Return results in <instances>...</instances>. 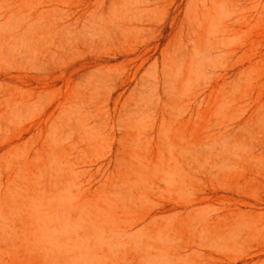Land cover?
Instances as JSON below:
<instances>
[{"label":"rangeland","instance_id":"374dc122","mask_svg":"<svg viewBox=\"0 0 264 264\" xmlns=\"http://www.w3.org/2000/svg\"><path fill=\"white\" fill-rule=\"evenodd\" d=\"M0 264H264V0H0Z\"/></svg>","mask_w":264,"mask_h":264},{"label":"bare ground","instance_id":"6f19581e","mask_svg":"<svg viewBox=\"0 0 264 264\" xmlns=\"http://www.w3.org/2000/svg\"><path fill=\"white\" fill-rule=\"evenodd\" d=\"M97 7H99V6H97ZM98 10H99V9H98ZM101 10H102V9H101ZM103 12H104V11H103ZM95 14H96V13H95ZM103 14H104V13H103ZM103 14H102V15H103ZM97 15H98V14H97ZM100 15H101V13H100ZM102 15H101V17H102ZM94 16H95V15H94ZM260 202H261V201H260Z\"/></svg>","mask_w":264,"mask_h":264}]
</instances>
